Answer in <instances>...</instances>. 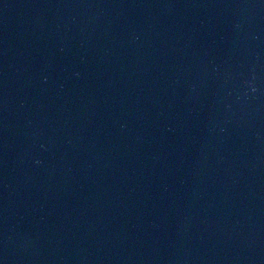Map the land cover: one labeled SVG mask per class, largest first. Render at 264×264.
Listing matches in <instances>:
<instances>
[{"label": "water", "instance_id": "95a60500", "mask_svg": "<svg viewBox=\"0 0 264 264\" xmlns=\"http://www.w3.org/2000/svg\"><path fill=\"white\" fill-rule=\"evenodd\" d=\"M0 264H264V0H0Z\"/></svg>", "mask_w": 264, "mask_h": 264}]
</instances>
